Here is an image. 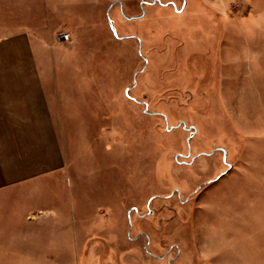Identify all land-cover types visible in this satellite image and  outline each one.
Returning a JSON list of instances; mask_svg holds the SVG:
<instances>
[{
  "label": "rangeland",
  "instance_id": "374dc122",
  "mask_svg": "<svg viewBox=\"0 0 264 264\" xmlns=\"http://www.w3.org/2000/svg\"><path fill=\"white\" fill-rule=\"evenodd\" d=\"M0 19L74 100L63 169L0 192V264L227 261L217 214L264 210L234 166L264 156V0H0Z\"/></svg>",
  "mask_w": 264,
  "mask_h": 264
},
{
  "label": "crops",
  "instance_id": "0c3cea01",
  "mask_svg": "<svg viewBox=\"0 0 264 264\" xmlns=\"http://www.w3.org/2000/svg\"><path fill=\"white\" fill-rule=\"evenodd\" d=\"M0 31V192H4L63 169L65 156L58 137L67 130V104L74 100L67 91L68 82L50 81V67L32 33L13 27ZM249 157L240 168L236 162L235 171L248 175L249 194L258 201L264 197V177L259 178L264 171V156ZM218 215L220 243L208 248H213L214 255L216 250L221 256L230 255L222 264H243L245 242L251 246L252 264H264V210L235 209ZM247 218L252 222V235L241 245L238 235L249 225Z\"/></svg>",
  "mask_w": 264,
  "mask_h": 264
},
{
  "label": "built area",
  "instance_id": "2783aa9c",
  "mask_svg": "<svg viewBox=\"0 0 264 264\" xmlns=\"http://www.w3.org/2000/svg\"><path fill=\"white\" fill-rule=\"evenodd\" d=\"M59 38L63 39V40H67L68 39V35L67 34H62L59 36Z\"/></svg>",
  "mask_w": 264,
  "mask_h": 264
}]
</instances>
